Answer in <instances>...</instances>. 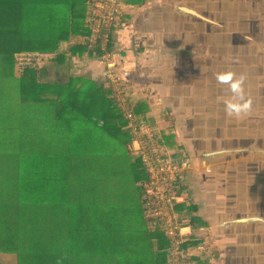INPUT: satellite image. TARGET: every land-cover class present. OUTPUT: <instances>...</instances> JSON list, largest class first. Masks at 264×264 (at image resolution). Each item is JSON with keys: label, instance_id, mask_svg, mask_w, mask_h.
<instances>
[{"label": "crops", "instance_id": "1", "mask_svg": "<svg viewBox=\"0 0 264 264\" xmlns=\"http://www.w3.org/2000/svg\"><path fill=\"white\" fill-rule=\"evenodd\" d=\"M189 3L123 0L135 13L127 16L129 28H120L123 40L117 32L125 19L118 15L114 47L108 45L117 63L113 86L102 77L96 55L100 51L79 56L69 53L64 44L63 61L47 53L48 61L25 72L26 76L18 69V53L0 51V264H18L20 255L64 256L65 264H157L151 233L160 227L149 221L142 207L146 179L138 182L133 170L131 155H138L134 134L126 143L100 121L57 118L53 92L58 86L65 89L72 75L86 76L90 84L103 87L125 119L115 98L116 93L123 95L127 105L137 110L136 120L145 118L155 128L161 150L188 155L191 167L181 173L180 181L183 204L195 210L188 218L192 225V218L198 221L194 228L212 240L210 230L222 203L232 201L245 223L243 240L251 238L245 246L255 249L250 252H255L256 264H264V50L260 48L262 54L248 49L214 52L212 21L202 16L207 24L189 12H198ZM177 11L190 17L169 14ZM261 22L264 31V17ZM169 29L182 32L184 43L171 47L166 41L165 51L172 55L164 53L163 59L160 44L167 40ZM261 32L257 39L263 42ZM117 44L122 54L116 52ZM215 63L224 66L223 72L246 77L247 97L253 101L247 116L225 115L223 100L230 93L226 85L217 84ZM177 71L186 84L176 85ZM198 76L207 79L208 87L201 99H193L183 90H190ZM220 86L223 91L217 90ZM24 92L30 101L24 100ZM199 115L209 118L211 149L194 148L189 138L200 127L207 132L206 126L196 125ZM204 151L219 155L208 160ZM217 186L213 197L210 189Z\"/></svg>", "mask_w": 264, "mask_h": 264}, {"label": "trees", "instance_id": "2", "mask_svg": "<svg viewBox=\"0 0 264 264\" xmlns=\"http://www.w3.org/2000/svg\"><path fill=\"white\" fill-rule=\"evenodd\" d=\"M88 2L89 0H0V51L18 54L53 53L57 54L54 60L63 61L66 58L63 54L65 50L63 45L67 44L68 52L74 55L81 56L86 52L90 56L96 51H100L101 54L100 48L91 52L83 42H80L82 37L87 38L90 35L85 28ZM113 33L114 30L108 44L110 49L114 47ZM100 54L98 52L96 55L99 57ZM48 59L47 55L44 62ZM33 69H28L26 73ZM89 81L86 76L72 75L69 82L64 85L65 89L58 86L59 89L53 92L56 117H79L100 121L110 134L129 143L132 140V131L126 117L124 119L120 115L103 87L94 85L92 81L90 84ZM31 82L36 84L35 81ZM64 93H68V96H61ZM23 97L27 98L24 99L25 101H30L25 92ZM101 97L100 101H95ZM134 112L138 115L137 110ZM131 160L137 181H144L147 176L141 159L138 155L132 154ZM140 191L142 192V189ZM193 211L194 209L188 204L178 206L176 209L181 220L190 218ZM192 220L194 228L198 225V221H194L193 218ZM151 240L156 263L167 264L169 244L162 230L156 228L151 233ZM52 257L20 255L18 264H65L64 256ZM48 259L52 260L43 261Z\"/></svg>", "mask_w": 264, "mask_h": 264}, {"label": "built area", "instance_id": "3", "mask_svg": "<svg viewBox=\"0 0 264 264\" xmlns=\"http://www.w3.org/2000/svg\"><path fill=\"white\" fill-rule=\"evenodd\" d=\"M122 5L123 0H89L86 27L90 35L82 41L91 52L100 48L102 77L112 86L118 79L117 64L108 44ZM46 58L44 53H21L17 56V66L24 74L45 63ZM122 96L115 94L134 134L136 154L147 176L142 184V207L149 221L159 226L168 240L167 264H220L213 241L203 235V230L193 228L189 219L181 220L176 213L177 207L185 202L180 175L190 169L191 159L185 154L178 156L161 150L155 128L145 118L136 120Z\"/></svg>", "mask_w": 264, "mask_h": 264}, {"label": "flooded vegetation", "instance_id": "4", "mask_svg": "<svg viewBox=\"0 0 264 264\" xmlns=\"http://www.w3.org/2000/svg\"><path fill=\"white\" fill-rule=\"evenodd\" d=\"M229 1H230V5L228 3ZM220 2L221 0H219L217 4H219ZM222 2L223 3H220L221 5H224L222 12L225 13H222L221 17L223 18L225 15H227V18L226 21H223L220 18H218V20L216 19V22L211 20L213 26L212 27L210 26L209 31L212 33L211 35L213 37L212 50L214 52L217 51L220 52L228 49H234V50L248 49L247 51L248 53L250 52H252V54L255 53L256 48H253L251 45H249L251 41L250 40L248 41V36L249 39L251 38L252 40L256 41L260 34L259 32L260 31L264 32L262 27L263 23L261 22V17H264L263 11L256 10L253 8L248 9L247 7L246 9H241V7H243L242 0H223ZM232 2H238V4L232 6ZM213 4H215V0L213 1ZM245 4L247 5V0H245ZM260 5L264 6V0H255V8H258ZM212 8H216L215 5H210L208 7V10L210 11L209 16L210 18H213L215 20V13H213ZM236 8H239L240 10ZM232 33H236L238 35V37H235L236 39L242 38L243 40H239V41L236 40L235 42H233ZM216 58L217 56L214 55L213 59ZM217 63H215L216 73L223 72L224 66L222 65L218 66L216 65ZM228 63L229 61H227V64ZM221 64L224 65L225 61H223ZM223 88H224L223 86H220L217 87V90L223 91ZM208 119H209L208 116H207V120L205 119L203 120V117L200 115L198 117L196 125L206 126L207 132H203V130L200 127L198 129L197 134H193L192 136H189V138H191L194 142L193 144L194 148L200 145V146H204L205 149H211V147L214 146V142L211 144L212 130L209 129L208 127L209 124ZM203 134H206V136L202 137L201 135ZM216 153H220V151ZM204 154L206 155V158H208V160L214 159L213 156L216 157L219 155V154L210 155L211 154L210 152H205V151ZM192 166H193V161H192ZM222 204H223L222 210L220 211L218 217L216 218L217 223L215 226H212L210 230V235L213 244L219 253L220 264H256L254 260L255 252H250L255 249L249 246L247 247L245 246L246 244L251 242V238L249 239L248 242L246 240L245 241L243 240V235L245 232L242 230V226L245 223L244 222L242 223L241 216L237 215L239 214V212H241V210L239 209L240 207L239 208L234 207L233 206L234 203L229 200L227 201L226 199ZM221 224L223 225L220 226ZM253 228L255 227L253 226ZM249 231H251V229ZM243 251H244V255H242Z\"/></svg>", "mask_w": 264, "mask_h": 264}, {"label": "rangeland", "instance_id": "5", "mask_svg": "<svg viewBox=\"0 0 264 264\" xmlns=\"http://www.w3.org/2000/svg\"><path fill=\"white\" fill-rule=\"evenodd\" d=\"M187 3H189L187 0H185ZM208 1V2H207ZM213 1L214 0H193V3L192 4H190L192 7L194 6V7H196L197 9H198V12L197 11H195V10H192V11H194L196 14H194V15H196V16H198L199 18H200V20L201 21H203V22H205V23H207V24H209L208 22H206L205 20H207V19H202V16L203 17H205V18H209L210 20H213V21H215L216 22V19L218 20V18H220V19H222L223 21H226V18H227V15H225L223 18L221 17V14L222 13H225V12H222V10H223V6L224 5H221L220 3H223L222 1L223 0H221V2L219 3V4H217V2L219 1V0H215V4H213ZM229 3V5H230V1L228 2ZM238 4V2H232V6H235V5H237ZM242 4H243V7H241V9H246V7L248 8V9H256V10H260V11H263V14H264V6H262V5H260L258 8H255V0H247V5L245 4V0H242ZM210 5H215V7L216 8H212V11H213V13H215V20L213 19V18H210V11L208 10V7L210 6ZM226 5H227V3H226ZM124 6V8L123 7H121L120 8V15H119V19H120V16L122 15V14H124V21H122L121 23V26L119 27V29H118V32H117V35H122V33H120L119 34V31H120V28H123L124 27V30L125 29H127V28H129V26L126 28V20H127V16L129 15V13L130 14H134L135 12H134V7H131V6H128L127 4L126 5H123ZM219 9V10H218ZM236 9H238V10H240L239 8H236ZM187 10V9H186ZM161 12H162V14H163V12H164V9H161ZM176 14H172L171 12H169V14H171V15H173V16H189L190 17V15L189 14H184V13H180V12H175ZM221 23V22H220ZM209 25H213L212 23L211 24H209ZM251 25V24H250ZM201 28L204 30V29H207L208 27L207 26H204V25H201ZM174 31H175V29H169V36H168V38H167V40H165V41H163V42H161V47H162V50H161V55H162V58L164 59V53H166L168 56H170V55H172L171 54V52L169 51V50H166L165 51V42L166 41H168V42H170V46L171 47H173L174 46V43H178V44H180L181 46H183L182 45V43H184V41H183V39H182V41H181V38H182V36H181V33H178V34H175L174 33ZM249 32V31H248ZM250 33V32H249ZM232 35H233V42H235L236 40L237 41H239V40H243L242 38H235V37H238V35L236 34V33H232ZM247 36V35H246ZM125 36L124 35H122L121 36V40H123V38H124ZM118 38V41L120 40L119 39V37H117ZM250 41H251V43H249V45H251L253 48H256V51H258V53L259 54H262L261 53V50H260V48H262L263 50H264V41L263 42H261L260 40H252L251 38L249 39ZM122 42V41H121ZM121 42H119V43H121ZM115 49H116V52L118 53V54H122L121 53V48H120V46L117 44L116 45V47H115ZM220 55H222L223 54V52H220L219 53ZM263 61H264V59H263ZM117 64V63H116ZM174 75H175V78H176V85L177 86H181V85H183V84H186L187 83V79L186 78H179L178 77V75H179V72L177 71V72H174ZM203 80V81H202ZM200 83H206L207 84V79L204 77V78H201V76H198L197 77V79H195V80H193V82H192V86H191V89L190 90H186V89H184L183 90V92H185V93H189L190 94V96L193 98V99H201V97L203 96V94H202V92H205V90H206V88L208 87V84L207 85H201ZM157 137V136H156ZM217 137H220V136H217ZM225 142V140H223L222 141V143H224ZM220 156H222V155H220ZM204 179H206L205 177H203ZM209 189H210V187H209ZM218 189H219V187L217 186V188H215L214 190H211L210 189V191H213L215 194L213 195V197H216V194H217V192H218ZM217 201H218V199H217ZM202 205V204H201ZM199 206H198V209H197V211H199ZM205 209H207V207H205ZM195 211V210H194ZM195 215L197 216L198 214L195 212ZM160 237H162V235H160Z\"/></svg>", "mask_w": 264, "mask_h": 264}, {"label": "clouds", "instance_id": "6", "mask_svg": "<svg viewBox=\"0 0 264 264\" xmlns=\"http://www.w3.org/2000/svg\"><path fill=\"white\" fill-rule=\"evenodd\" d=\"M218 85H226L229 98L223 100L224 112L228 117L242 118L251 113L253 101L247 97L246 77L233 71L218 72L215 74Z\"/></svg>", "mask_w": 264, "mask_h": 264}, {"label": "water", "instance_id": "7", "mask_svg": "<svg viewBox=\"0 0 264 264\" xmlns=\"http://www.w3.org/2000/svg\"><path fill=\"white\" fill-rule=\"evenodd\" d=\"M189 12H191V13H193V14H196L194 11H192V10H188ZM197 15V14H196Z\"/></svg>", "mask_w": 264, "mask_h": 264}]
</instances>
